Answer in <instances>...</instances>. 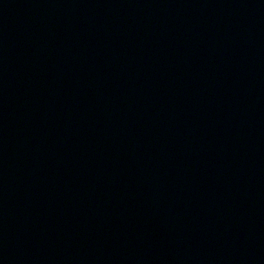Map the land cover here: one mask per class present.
Returning <instances> with one entry per match:
<instances>
[{"label":"water","instance_id":"95a60500","mask_svg":"<svg viewBox=\"0 0 264 264\" xmlns=\"http://www.w3.org/2000/svg\"><path fill=\"white\" fill-rule=\"evenodd\" d=\"M264 55V0H0V155Z\"/></svg>","mask_w":264,"mask_h":264}]
</instances>
